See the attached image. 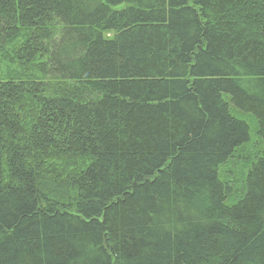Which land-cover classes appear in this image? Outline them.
<instances>
[{"label":"trees","instance_id":"obj_1","mask_svg":"<svg viewBox=\"0 0 264 264\" xmlns=\"http://www.w3.org/2000/svg\"><path fill=\"white\" fill-rule=\"evenodd\" d=\"M0 264H264V0H0Z\"/></svg>","mask_w":264,"mask_h":264},{"label":"rangeland","instance_id":"obj_2","mask_svg":"<svg viewBox=\"0 0 264 264\" xmlns=\"http://www.w3.org/2000/svg\"><path fill=\"white\" fill-rule=\"evenodd\" d=\"M108 36H111V34H109ZM247 119L250 122V126L251 125L253 126V123H251V119H249L248 117ZM258 142L259 140L254 132V129L253 127H251V143L248 147H245L242 150H239L238 155H246L248 153L250 154L254 150V144ZM69 169L70 171L74 170L73 168H69ZM219 173H220L221 179L230 181L234 185L233 186L234 195L232 196V200L236 202L244 193V186L242 185V181L244 180V176H245V168L243 167V163L230 160L226 165L220 168ZM53 175L55 176V173H52V176Z\"/></svg>","mask_w":264,"mask_h":264}]
</instances>
